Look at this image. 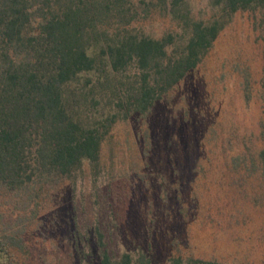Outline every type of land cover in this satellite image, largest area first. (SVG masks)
Segmentation results:
<instances>
[{"label":"rangeland","instance_id":"obj_1","mask_svg":"<svg viewBox=\"0 0 264 264\" xmlns=\"http://www.w3.org/2000/svg\"><path fill=\"white\" fill-rule=\"evenodd\" d=\"M131 1L141 18L134 32L183 35L173 0ZM216 2L175 7L180 17L220 19L224 27L149 113L120 112L97 168L85 163L75 186L42 190L27 208L14 206L22 196L0 191V240L22 228L19 264H99V221L118 250H145L150 264L179 255L264 264V18L226 16Z\"/></svg>","mask_w":264,"mask_h":264},{"label":"trees","instance_id":"obj_2","mask_svg":"<svg viewBox=\"0 0 264 264\" xmlns=\"http://www.w3.org/2000/svg\"><path fill=\"white\" fill-rule=\"evenodd\" d=\"M181 1L173 0L171 9L183 35L157 37L134 32L141 18L131 0H0V191L22 196L15 208L66 181L75 186L73 176L85 163L99 166L108 128L121 111L149 113L199 66L224 22L180 17ZM216 3L226 16L264 18V0ZM84 109L91 113L83 117ZM99 222V264L151 263L145 250H118ZM21 231L0 240V264H19ZM80 236L71 238L77 249ZM171 262L243 264L180 255Z\"/></svg>","mask_w":264,"mask_h":264}]
</instances>
